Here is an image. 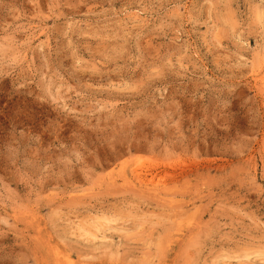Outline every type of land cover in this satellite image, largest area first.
Returning a JSON list of instances; mask_svg holds the SVG:
<instances>
[{"label": "rangeland", "instance_id": "obj_1", "mask_svg": "<svg viewBox=\"0 0 264 264\" xmlns=\"http://www.w3.org/2000/svg\"><path fill=\"white\" fill-rule=\"evenodd\" d=\"M0 264H264V0H0Z\"/></svg>", "mask_w": 264, "mask_h": 264}, {"label": "bare ground", "instance_id": "obj_2", "mask_svg": "<svg viewBox=\"0 0 264 264\" xmlns=\"http://www.w3.org/2000/svg\"><path fill=\"white\" fill-rule=\"evenodd\" d=\"M152 168H153V167H152ZM137 172H138V171H137ZM133 173H136V171H134ZM136 176H137V175H136ZM135 178L137 179V177H135ZM140 179H141V178H140ZM140 179H139V180H140ZM137 180H138V179H137ZM138 182H139V181H138ZM94 237H95V236H94ZM54 251H55V250H54ZM56 251H57V250H56ZM56 251H55V252H56ZM55 259H56V258H55ZM68 260H69V258H68Z\"/></svg>", "mask_w": 264, "mask_h": 264}]
</instances>
